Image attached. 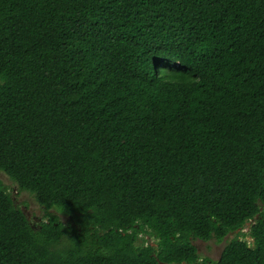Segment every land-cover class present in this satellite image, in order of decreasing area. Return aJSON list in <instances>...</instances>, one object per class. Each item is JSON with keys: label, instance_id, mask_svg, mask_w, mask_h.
<instances>
[{"label": "trees", "instance_id": "16d2710c", "mask_svg": "<svg viewBox=\"0 0 264 264\" xmlns=\"http://www.w3.org/2000/svg\"><path fill=\"white\" fill-rule=\"evenodd\" d=\"M0 170V264H264V0H0Z\"/></svg>", "mask_w": 264, "mask_h": 264}, {"label": "rangeland", "instance_id": "374dc122", "mask_svg": "<svg viewBox=\"0 0 264 264\" xmlns=\"http://www.w3.org/2000/svg\"><path fill=\"white\" fill-rule=\"evenodd\" d=\"M0 181H2L4 184L8 186L9 190L15 196L16 203L25 211V213H27L28 215L31 214L33 216H36V219L42 215L41 207L34 200V198L28 192L25 191L16 193V186L8 178V176L1 170H0ZM247 229H248V223L245 224L244 228L241 231L246 233ZM236 232L229 233L222 241H216L215 239H211L208 241L194 239L193 243L197 247V250L201 257L207 256L212 260H216L218 259L219 254L224 246L225 240L230 239L232 236H234ZM243 239L248 241L249 244L251 243V238L248 235H246ZM150 242L154 243L152 239H150Z\"/></svg>", "mask_w": 264, "mask_h": 264}, {"label": "flooded vegetation", "instance_id": "af4514ba", "mask_svg": "<svg viewBox=\"0 0 264 264\" xmlns=\"http://www.w3.org/2000/svg\"><path fill=\"white\" fill-rule=\"evenodd\" d=\"M24 211V210H23ZM25 212V211H24ZM26 215L28 216V218H31L33 221H36V222H39L41 219H42V217L41 216H39L37 219H36V216H33V215H28L27 213H26ZM33 216V217H32Z\"/></svg>", "mask_w": 264, "mask_h": 264}]
</instances>
